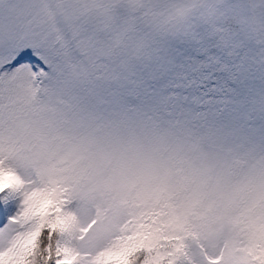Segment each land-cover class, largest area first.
I'll list each match as a JSON object with an SVG mask.
<instances>
[{
	"label": "snow or ice",
	"instance_id": "1",
	"mask_svg": "<svg viewBox=\"0 0 264 264\" xmlns=\"http://www.w3.org/2000/svg\"><path fill=\"white\" fill-rule=\"evenodd\" d=\"M0 264H264V0H0Z\"/></svg>",
	"mask_w": 264,
	"mask_h": 264
},
{
	"label": "rangeland",
	"instance_id": "2",
	"mask_svg": "<svg viewBox=\"0 0 264 264\" xmlns=\"http://www.w3.org/2000/svg\"><path fill=\"white\" fill-rule=\"evenodd\" d=\"M168 147L172 149H177V150L183 149V145L177 142H173L172 144L168 145ZM85 219H88V217H85Z\"/></svg>",
	"mask_w": 264,
	"mask_h": 264
}]
</instances>
